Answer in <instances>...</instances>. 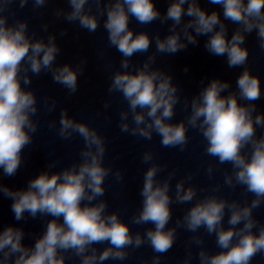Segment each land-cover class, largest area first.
I'll use <instances>...</instances> for the list:
<instances>
[{
	"label": "clouds",
	"instance_id": "clouds-1",
	"mask_svg": "<svg viewBox=\"0 0 264 264\" xmlns=\"http://www.w3.org/2000/svg\"><path fill=\"white\" fill-rule=\"evenodd\" d=\"M15 2L0 0V169L7 177L19 171L23 152L32 144L38 129L39 121L33 119L38 112L37 97L22 86L31 84L29 72L35 76L42 71L50 72L55 83L73 94L86 63L82 60L75 68L70 63L56 64L61 49L54 34L47 41L34 39L35 33L29 35L26 20L16 19L9 24L5 13ZM31 2L38 9L48 0ZM28 3L29 0H19L21 8ZM67 3L70 10L56 9L55 15L63 16L69 23L78 22L80 28L90 33L99 28V17L106 16L103 27L108 44L121 54L120 67L124 69L112 75L108 86L109 94L120 93L128 105L120 112L121 132L146 140H151L155 133L163 147H179L183 151L189 141V128L197 129L206 141V154L220 164L231 165L232 171L225 175L224 184L233 189L242 186L245 195L251 193L253 199L243 204L215 194L197 199V188L191 183L186 186L192 180L189 173L177 181L174 200L178 204L193 200L196 203L176 220L174 227H168L173 215L170 186L175 173L158 180L162 168L152 163L144 173L140 189L142 206L133 215L132 223L154 227L143 234H133L119 213L108 212L107 201L100 199L106 191L105 179L112 173L111 167L104 164L105 138L64 109L58 135L67 140L77 134L83 139L80 160L60 171H52L55 164H49L28 181L26 188L14 190L0 183V193L11 199V211L17 221L25 219L26 213L32 218L51 217L31 246L22 242L25 233L21 227L8 225L0 230V264H65L66 253L79 257L80 264H102L109 259L123 261L129 248L136 249L145 243L157 254L152 264H160L161 255L173 247L180 227L192 233L203 228L208 235H215L220 251L209 253L201 247L199 264H251L257 254H264V224L259 225L258 232L253 231L259 223L253 211L264 204V135L257 136V128H264V113H257L255 104L262 95L260 77L243 67L234 91H228L230 82L219 78L207 84L202 81L200 91L190 101L185 98V110L190 107L186 120L173 123L180 101L178 85L173 83L170 73L153 65L157 53L175 55L189 45H198L199 37H207L205 50L212 56L225 57L229 68L247 65L248 34L255 31L259 47L264 49V0H208L222 8L223 19L219 11L209 13L202 8L200 0H169L163 14L154 0H91L96 13L92 12L90 0H67ZM131 18L141 25L156 20L162 24L172 22L166 36L155 35V52L139 67L132 64L131 58L137 53H147L153 37L146 31L135 32L129 26ZM225 21L237 26L230 38ZM43 27L47 31L48 25ZM109 106L107 102L104 105L105 109ZM54 108L53 101L48 111ZM55 126V121L49 123V128ZM152 160L153 153L146 151L142 162ZM207 172L212 175V165ZM114 175L117 181L123 180L119 170ZM219 187L214 191H219ZM226 213L228 227L224 226ZM103 243L109 246L102 251L94 246ZM190 243L202 246L204 240L194 235ZM191 259L189 251L184 264H190Z\"/></svg>",
	"mask_w": 264,
	"mask_h": 264
}]
</instances>
